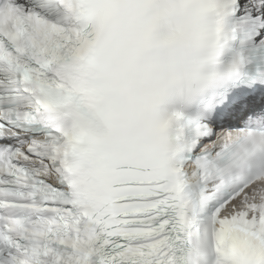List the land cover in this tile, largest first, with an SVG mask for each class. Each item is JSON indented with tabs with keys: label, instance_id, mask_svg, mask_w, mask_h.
Segmentation results:
<instances>
[{
	"label": "snow or ice",
	"instance_id": "obj_1",
	"mask_svg": "<svg viewBox=\"0 0 264 264\" xmlns=\"http://www.w3.org/2000/svg\"><path fill=\"white\" fill-rule=\"evenodd\" d=\"M0 264H264V0H0Z\"/></svg>",
	"mask_w": 264,
	"mask_h": 264
}]
</instances>
